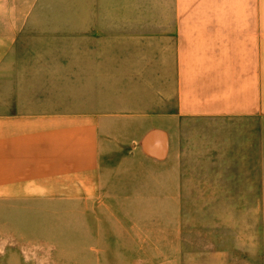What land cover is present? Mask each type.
Returning <instances> with one entry per match:
<instances>
[{
	"label": "crops",
	"instance_id": "obj_1",
	"mask_svg": "<svg viewBox=\"0 0 264 264\" xmlns=\"http://www.w3.org/2000/svg\"><path fill=\"white\" fill-rule=\"evenodd\" d=\"M155 4L113 34H0V207L129 181L174 203H264V0Z\"/></svg>",
	"mask_w": 264,
	"mask_h": 264
},
{
	"label": "rangeland",
	"instance_id": "obj_2",
	"mask_svg": "<svg viewBox=\"0 0 264 264\" xmlns=\"http://www.w3.org/2000/svg\"><path fill=\"white\" fill-rule=\"evenodd\" d=\"M155 3L0 0V34H113ZM128 183L92 203L0 207V264H264V203H174L163 182Z\"/></svg>",
	"mask_w": 264,
	"mask_h": 264
},
{
	"label": "water",
	"instance_id": "obj_3",
	"mask_svg": "<svg viewBox=\"0 0 264 264\" xmlns=\"http://www.w3.org/2000/svg\"><path fill=\"white\" fill-rule=\"evenodd\" d=\"M148 151L152 154H155V155H161L162 152H163V146L162 144L157 141V142H153V143H149V146H148Z\"/></svg>",
	"mask_w": 264,
	"mask_h": 264
}]
</instances>
